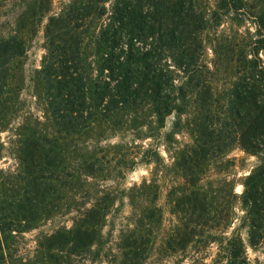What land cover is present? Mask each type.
Masks as SVG:
<instances>
[{
    "label": "rangeland",
    "instance_id": "374dc122",
    "mask_svg": "<svg viewBox=\"0 0 264 264\" xmlns=\"http://www.w3.org/2000/svg\"><path fill=\"white\" fill-rule=\"evenodd\" d=\"M35 2L0 0V38L16 30L25 44L24 54L11 65L18 75L16 106L0 123V170L9 178L19 170L22 128L54 132L45 115L38 74L51 35L46 31L49 21L70 17L72 8L91 6L87 15L74 16L84 18L82 28L75 31L86 42L82 56L87 75L93 78L92 42L108 21L113 4V0ZM242 2L239 12L222 13L216 0H192L195 12L206 23L200 37L201 59L219 62L207 75L210 88L216 90L215 99L212 95L206 100L211 105H203L202 110L213 115L216 109L221 120L234 81V72L224 68L230 54L227 46L242 44L248 53L252 41L263 39L255 52L264 68V37L257 34L256 23L257 15L264 12V0ZM192 107L181 115L173 111L159 123L150 108L135 124L116 114L94 121L86 135L65 138L68 171L72 168L75 177L61 187L60 198L47 211L31 222L21 220L5 234L0 264H264V212L248 211L240 197L243 177L258 164L259 153L227 142L219 152L198 160L196 167L185 169L182 152L195 134ZM193 188L205 192V202L212 206L205 214L181 210L184 195ZM148 204L157 208V214H144L140 219V209ZM89 209L99 219L95 243L74 249L69 245L45 247V236L71 228ZM132 230L145 236L139 258L131 260L124 241Z\"/></svg>",
    "mask_w": 264,
    "mask_h": 264
},
{
    "label": "trees",
    "instance_id": "16d2710c",
    "mask_svg": "<svg viewBox=\"0 0 264 264\" xmlns=\"http://www.w3.org/2000/svg\"><path fill=\"white\" fill-rule=\"evenodd\" d=\"M242 4V0H216L222 13H237ZM90 9V5L72 8L73 15L64 20L51 18L47 25L51 35L38 74L43 83L45 115L54 132L24 126L17 148L18 172L11 179L0 170V259L5 234L14 224L31 222L47 211L60 198L61 187L75 177L72 168L68 171L65 138L86 135L94 121L116 114L140 123L137 119L146 108L153 110L159 123L171 112L181 115L193 105L195 134L182 152L187 170L205 156L219 152L220 145L227 142L258 152V164L243 177L240 197L248 211L264 212V68L255 52L263 39L252 41L248 53L242 44L227 46L230 54L224 68L234 72V81L221 120L216 109L213 115L202 110L206 100L212 95L215 99L216 90L210 88L207 75L219 62L201 59L200 37L206 23L195 12L192 0H113L108 21L92 42L93 78L87 75L82 56L86 42L75 31L84 25L80 16ZM256 23L257 34L264 37V12L257 15ZM24 52V41L16 30L0 38V123L15 109L18 75L16 66L11 65ZM184 197V214H205L212 208L205 202V192L188 189ZM83 214L71 228L45 236V247L69 245L74 249L95 243L99 237L97 213L89 209ZM139 214L142 219L144 214H157V208L148 204ZM144 236L140 230H132L125 237L131 260L139 258Z\"/></svg>",
    "mask_w": 264,
    "mask_h": 264
}]
</instances>
